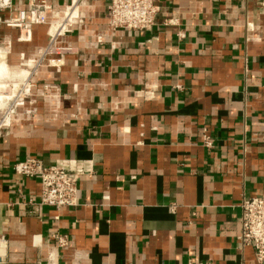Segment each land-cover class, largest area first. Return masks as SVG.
I'll return each mask as SVG.
<instances>
[{
  "label": "crops",
  "instance_id": "crops-1",
  "mask_svg": "<svg viewBox=\"0 0 264 264\" xmlns=\"http://www.w3.org/2000/svg\"><path fill=\"white\" fill-rule=\"evenodd\" d=\"M154 1L144 32L81 4L59 37L71 51L45 59L47 26L21 42L0 25V82L32 87L0 128V264H256L237 238L241 202L264 196V0ZM34 157L93 166L79 207L34 213L40 183L13 170Z\"/></svg>",
  "mask_w": 264,
  "mask_h": 264
},
{
  "label": "built area",
  "instance_id": "built-area-1",
  "mask_svg": "<svg viewBox=\"0 0 264 264\" xmlns=\"http://www.w3.org/2000/svg\"><path fill=\"white\" fill-rule=\"evenodd\" d=\"M70 8L76 4L102 3L108 17V29L110 31L126 30L132 32H144L152 30L157 24L161 13L154 0H70ZM9 0H0V25L8 28H16L21 32L19 41H30L35 26H47L49 44L43 51L52 49L54 36L50 34L53 26L52 14L54 10L52 0L33 1L28 8L17 10V16L3 18L1 10L9 7ZM171 21L165 20L168 26ZM68 21L59 23L61 28H66ZM76 29V27L73 28ZM179 39H184L183 33H178ZM40 52L41 53L43 52ZM70 52V51H67ZM8 54V53H7ZM40 57L36 60L39 61ZM28 63V62H27ZM25 65V64H23ZM28 92L32 93L29 84ZM30 95H21L18 99H26ZM204 146L212 149L213 138L207 129H204ZM16 175L30 179H36L40 183V196L37 202H30L35 207L34 213L41 214L46 207L65 209L77 208L79 202V183L85 176L93 173V166L86 162L71 160L64 162L48 163L44 158L34 157L18 162L13 167ZM241 209V232L237 240L241 247H251L255 253L256 264H264V196L243 199ZM60 247H67V236H55ZM5 242V237L0 235V244ZM211 264V263H208Z\"/></svg>",
  "mask_w": 264,
  "mask_h": 264
},
{
  "label": "bare ground",
  "instance_id": "bare-ground-1",
  "mask_svg": "<svg viewBox=\"0 0 264 264\" xmlns=\"http://www.w3.org/2000/svg\"><path fill=\"white\" fill-rule=\"evenodd\" d=\"M79 6H80L79 4H76L72 8L67 6L64 17L60 21H53V26L50 31V34L54 36L53 46L51 50L42 52L41 54L42 59H45L46 57L51 56L57 52L63 53V52L71 51L70 48L60 46L59 37L65 29L72 27L73 25L72 18ZM63 21H68V25H66V28H61L59 26V23L60 22L62 23ZM8 71L6 70V66L4 65V63L0 61V81L1 79L8 76L9 74ZM28 87H29V84L25 85L24 87H20L19 84L18 85L17 84L7 85L3 81L0 82V114H1L0 115V128H1V125H3V123L8 119L9 115L12 113L13 106L24 104L23 102L24 99L19 100L18 98L22 94L23 95L27 94ZM6 89H8L10 93L7 92Z\"/></svg>",
  "mask_w": 264,
  "mask_h": 264
},
{
  "label": "rangeland",
  "instance_id": "rangeland-1",
  "mask_svg": "<svg viewBox=\"0 0 264 264\" xmlns=\"http://www.w3.org/2000/svg\"><path fill=\"white\" fill-rule=\"evenodd\" d=\"M68 5L70 6L71 3L69 2ZM56 21H57V20H56ZM76 29H77V28H76ZM76 29H74V32L76 31ZM48 30H49V27H48ZM23 64H28V63H27V62H24ZM6 91L10 93V91H9L8 89H6ZM25 98H26L25 101H27V102L31 101V97H30V96L25 97Z\"/></svg>",
  "mask_w": 264,
  "mask_h": 264
}]
</instances>
